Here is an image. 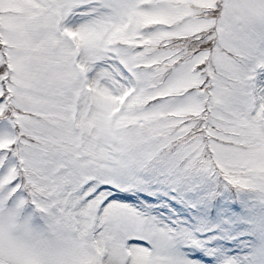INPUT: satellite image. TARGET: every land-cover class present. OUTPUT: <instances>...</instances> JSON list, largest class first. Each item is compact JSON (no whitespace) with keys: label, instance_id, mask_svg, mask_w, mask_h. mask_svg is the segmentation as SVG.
Listing matches in <instances>:
<instances>
[{"label":"snow or ice","instance_id":"obj_1","mask_svg":"<svg viewBox=\"0 0 264 264\" xmlns=\"http://www.w3.org/2000/svg\"><path fill=\"white\" fill-rule=\"evenodd\" d=\"M226 194L264 264V0H0V264H217Z\"/></svg>","mask_w":264,"mask_h":264},{"label":"rangeland","instance_id":"obj_2","mask_svg":"<svg viewBox=\"0 0 264 264\" xmlns=\"http://www.w3.org/2000/svg\"><path fill=\"white\" fill-rule=\"evenodd\" d=\"M223 204L224 210L216 219L197 225L201 233L216 232V235L211 237L212 246L207 248L204 254L206 258L211 257L217 260V264H224L226 258L243 259L260 242L255 222L250 216L251 200L241 203L238 197L234 199L231 194H226ZM181 220L184 221L181 227L190 226L193 223L182 217H178L176 223H180ZM208 240L209 237H204L202 243L207 244Z\"/></svg>","mask_w":264,"mask_h":264}]
</instances>
